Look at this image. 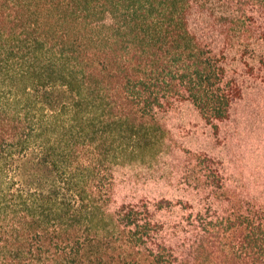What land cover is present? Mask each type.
I'll use <instances>...</instances> for the list:
<instances>
[{"label": "trees", "instance_id": "trees-1", "mask_svg": "<svg viewBox=\"0 0 264 264\" xmlns=\"http://www.w3.org/2000/svg\"><path fill=\"white\" fill-rule=\"evenodd\" d=\"M0 264H264V0H0Z\"/></svg>", "mask_w": 264, "mask_h": 264}, {"label": "rangeland", "instance_id": "rangeland-1", "mask_svg": "<svg viewBox=\"0 0 264 264\" xmlns=\"http://www.w3.org/2000/svg\"><path fill=\"white\" fill-rule=\"evenodd\" d=\"M109 22V20H107Z\"/></svg>", "mask_w": 264, "mask_h": 264}]
</instances>
